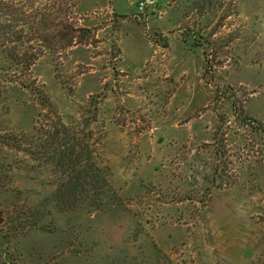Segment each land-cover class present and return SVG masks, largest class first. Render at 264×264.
Listing matches in <instances>:
<instances>
[{
	"label": "rangeland",
	"instance_id": "obj_1",
	"mask_svg": "<svg viewBox=\"0 0 264 264\" xmlns=\"http://www.w3.org/2000/svg\"><path fill=\"white\" fill-rule=\"evenodd\" d=\"M136 1L0 0V264H264V0ZM37 88L70 127L101 95L102 209L4 144Z\"/></svg>",
	"mask_w": 264,
	"mask_h": 264
},
{
	"label": "trees",
	"instance_id": "obj_2",
	"mask_svg": "<svg viewBox=\"0 0 264 264\" xmlns=\"http://www.w3.org/2000/svg\"><path fill=\"white\" fill-rule=\"evenodd\" d=\"M75 29L78 32L88 31L76 27ZM66 36L67 33H65ZM82 36H87V34L84 32L80 37ZM72 41L74 43L81 42L79 37L73 36L65 43L70 44ZM161 46L168 47L167 41L163 42ZM120 52L118 49L117 53ZM37 55L29 56L27 64L31 65ZM203 70L205 75L206 66H203ZM36 90L35 93L40 104L48 110L47 123L41 125L36 134L10 135L12 143L4 144L18 150L21 149L32 160L38 161L41 166L44 165L51 175L60 180L51 197L62 202L67 208L87 203L91 210L102 209L108 200L114 199L115 193L110 185L108 169L100 166L97 162L95 145L100 138L90 127V124L97 119V105L101 95L95 94L90 97L86 109L87 115H82L81 125L70 127L62 121L48 96L41 89L37 88ZM232 110L234 115L239 116L235 105ZM1 220L0 215V222Z\"/></svg>",
	"mask_w": 264,
	"mask_h": 264
},
{
	"label": "built area",
	"instance_id": "obj_3",
	"mask_svg": "<svg viewBox=\"0 0 264 264\" xmlns=\"http://www.w3.org/2000/svg\"><path fill=\"white\" fill-rule=\"evenodd\" d=\"M153 0H137L136 1V8L138 12H142L145 10V8L152 4Z\"/></svg>",
	"mask_w": 264,
	"mask_h": 264
}]
</instances>
